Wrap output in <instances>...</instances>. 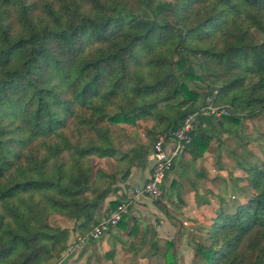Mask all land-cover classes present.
Here are the masks:
<instances>
[{
    "label": "trees",
    "instance_id": "1",
    "mask_svg": "<svg viewBox=\"0 0 264 264\" xmlns=\"http://www.w3.org/2000/svg\"><path fill=\"white\" fill-rule=\"evenodd\" d=\"M195 113V159L264 116V0H0V264L59 259L72 231L51 219L91 232ZM238 166L247 199L216 212L195 264H264V160Z\"/></svg>",
    "mask_w": 264,
    "mask_h": 264
},
{
    "label": "rangeland",
    "instance_id": "2",
    "mask_svg": "<svg viewBox=\"0 0 264 264\" xmlns=\"http://www.w3.org/2000/svg\"><path fill=\"white\" fill-rule=\"evenodd\" d=\"M242 123L243 127L238 136L225 135L222 137L223 143L213 148L216 156L214 163L220 161V164L214 166L216 170L212 185L214 192L207 199L208 201L204 199L207 201V206L205 205L201 214L196 212L197 209L191 212L192 207H190L186 216L184 214L186 204L174 197L163 196L156 201L150 199L136 202L139 206L150 208L147 212L137 214L135 222L130 220V225L134 224L137 227L136 234L131 235L130 231L125 229L129 236L126 237L118 233V228L96 242L84 241L83 238L90 232L82 233L77 230L73 221L53 218L51 224L68 228L72 233L68 250L59 259L46 264H166L163 253L166 252L169 242L175 244L176 261L172 264L199 262L194 258L195 244H207L208 227L216 212L221 207L233 211L237 204L247 199L244 184L239 182V187H235L233 178L229 175L233 177L243 175L239 163L244 165L246 162L255 163L258 159L264 160V116L253 120H242ZM130 129L133 134L137 133L141 139H144L146 128L143 123ZM96 163L107 170L113 167L110 161ZM133 190L131 187L122 189V194L119 195H125V199L129 200ZM156 202L161 203L157 206ZM130 228L132 229L133 226ZM155 242L161 253L156 250V246H153Z\"/></svg>",
    "mask_w": 264,
    "mask_h": 264
},
{
    "label": "crops",
    "instance_id": "3",
    "mask_svg": "<svg viewBox=\"0 0 264 264\" xmlns=\"http://www.w3.org/2000/svg\"><path fill=\"white\" fill-rule=\"evenodd\" d=\"M219 124H222L221 120H219ZM218 145L219 143L214 141L208 151L198 159H195L194 155H192L190 152H187L176 161L173 170L169 173L167 182L165 184L166 190L163 196H167L168 198L174 197L175 199L182 198L187 207L185 210L186 213L184 212L186 216L189 214L188 210L190 207H192L191 212L197 209L196 212L201 214V211H203L205 205L207 206V199L213 195L212 192L214 191L212 190L214 189L212 185L214 176L216 174L214 166L220 164V161L214 163L216 156L215 153H213V148L214 146L218 147ZM153 165L154 158L152 155L151 167H153ZM219 170L221 169L219 168ZM150 175L151 168L148 171L137 169L134 171L128 181H119L118 187L123 190L129 189L130 187L134 189L135 187L143 185L146 181H148ZM121 192L119 194H122ZM129 196L130 197L128 201L132 205L129 217L133 220V222H135L137 220V217H135L137 214L147 212L150 209L146 206H139L136 204V202H142L144 200L150 199L147 197L134 198L133 194H130ZM164 203L167 204L166 201H164ZM131 226H134V224H131L130 227ZM118 233L129 237L127 234L128 232H126L124 228H119ZM118 242H120L119 239Z\"/></svg>",
    "mask_w": 264,
    "mask_h": 264
},
{
    "label": "built area",
    "instance_id": "4",
    "mask_svg": "<svg viewBox=\"0 0 264 264\" xmlns=\"http://www.w3.org/2000/svg\"><path fill=\"white\" fill-rule=\"evenodd\" d=\"M209 110L216 113L218 117L228 115L226 107L210 106ZM197 117V113L188 115L179 128L170 132L168 136H161L158 139L153 147L154 165L150 178L143 185L134 188V198L147 197L153 201L162 198V186L168 173L172 170L176 161L187 153L192 144V133L197 124ZM130 212V202L119 205L106 218L101 220L83 240H100L104 235L115 229L126 216L130 215Z\"/></svg>",
    "mask_w": 264,
    "mask_h": 264
}]
</instances>
